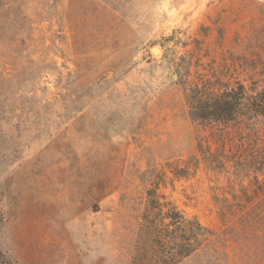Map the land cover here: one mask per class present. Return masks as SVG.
Here are the masks:
<instances>
[{
	"label": "rangeland",
	"instance_id": "1",
	"mask_svg": "<svg viewBox=\"0 0 264 264\" xmlns=\"http://www.w3.org/2000/svg\"><path fill=\"white\" fill-rule=\"evenodd\" d=\"M263 76L264 0H0V249L132 264L158 188L213 232L180 264H264V118L240 134L186 100Z\"/></svg>",
	"mask_w": 264,
	"mask_h": 264
},
{
	"label": "trees",
	"instance_id": "2",
	"mask_svg": "<svg viewBox=\"0 0 264 264\" xmlns=\"http://www.w3.org/2000/svg\"><path fill=\"white\" fill-rule=\"evenodd\" d=\"M186 100L194 119L214 125L233 123L240 134H250V131H257L252 120L264 118V76L253 79L251 85L240 80L234 84L196 83L187 90ZM203 153L208 164L216 167L225 165L224 161L215 160L210 150ZM261 162L264 164V160ZM172 172L176 177L186 176L190 167H177ZM212 233L196 217H188L175 203L160 194L158 188H150L132 264H180L196 252ZM0 264H12L1 249Z\"/></svg>",
	"mask_w": 264,
	"mask_h": 264
},
{
	"label": "bare ground",
	"instance_id": "3",
	"mask_svg": "<svg viewBox=\"0 0 264 264\" xmlns=\"http://www.w3.org/2000/svg\"><path fill=\"white\" fill-rule=\"evenodd\" d=\"M159 51H160V49H159V48H156V49H155V52H159Z\"/></svg>",
	"mask_w": 264,
	"mask_h": 264
}]
</instances>
